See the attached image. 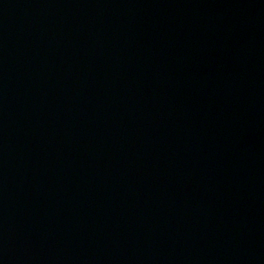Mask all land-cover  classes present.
Returning a JSON list of instances; mask_svg holds the SVG:
<instances>
[{"label":"water","instance_id":"95a60500","mask_svg":"<svg viewBox=\"0 0 264 264\" xmlns=\"http://www.w3.org/2000/svg\"><path fill=\"white\" fill-rule=\"evenodd\" d=\"M0 264H264V0H0Z\"/></svg>","mask_w":264,"mask_h":264}]
</instances>
